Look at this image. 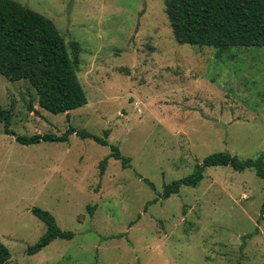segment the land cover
Wrapping results in <instances>:
<instances>
[{"label":"rangeland","instance_id":"1","mask_svg":"<svg viewBox=\"0 0 264 264\" xmlns=\"http://www.w3.org/2000/svg\"><path fill=\"white\" fill-rule=\"evenodd\" d=\"M54 22L80 46L78 79L88 104L42 110L28 81L0 75V105L17 136L69 127L70 136L24 146L0 120V238L8 264H264V180L254 171L208 168L197 188L160 199L211 154L264 156V48L181 45L164 0H14ZM40 116L30 113V105ZM117 146L129 168L109 159ZM144 180L155 186L153 190ZM48 211L74 239L39 254L46 233L32 208ZM89 207L95 208L93 216Z\"/></svg>","mask_w":264,"mask_h":264},{"label":"trees","instance_id":"2","mask_svg":"<svg viewBox=\"0 0 264 264\" xmlns=\"http://www.w3.org/2000/svg\"><path fill=\"white\" fill-rule=\"evenodd\" d=\"M164 1L174 36L181 45L210 47L221 53L233 48H264V0ZM70 48L71 53L53 21L14 0H0V75L11 82L28 81L36 91L39 107L54 115L69 116L71 111L88 104L76 71L80 64V46L71 42ZM28 110L40 116L32 104ZM12 118V111L0 105L5 133L15 136L24 146L67 143L72 135L109 146L108 131L106 138H101L73 127L62 135L17 136L12 130ZM110 158L120 161L123 169L129 168L130 159L124 157L117 146H111L110 156L100 163L101 175ZM213 167H230L238 173L252 170L264 180L263 155L242 160L228 152L214 153L197 163L190 175L164 185L159 198L169 200L179 195L183 187L197 188L204 180L206 170ZM144 182L155 190L148 180ZM94 209L89 207L91 216ZM31 213L46 225L47 230L37 244L28 248L29 256L39 254L58 239H74L75 234L63 231L50 212L35 207ZM263 220L264 201L259 217V221ZM10 259L11 253L0 238V264H8Z\"/></svg>","mask_w":264,"mask_h":264},{"label":"crops","instance_id":"3","mask_svg":"<svg viewBox=\"0 0 264 264\" xmlns=\"http://www.w3.org/2000/svg\"><path fill=\"white\" fill-rule=\"evenodd\" d=\"M42 117H43V115H41ZM69 140H70V138H69ZM4 216V214L3 213H1V210H0V217L2 218Z\"/></svg>","mask_w":264,"mask_h":264}]
</instances>
